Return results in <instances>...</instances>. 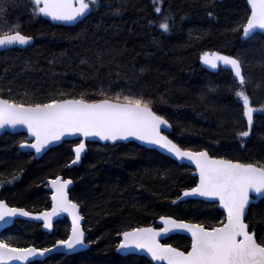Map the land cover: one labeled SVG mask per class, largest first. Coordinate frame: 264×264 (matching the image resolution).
<instances>
[{"label":"trees","instance_id":"trees-1","mask_svg":"<svg viewBox=\"0 0 264 264\" xmlns=\"http://www.w3.org/2000/svg\"><path fill=\"white\" fill-rule=\"evenodd\" d=\"M26 3L6 0L4 5L3 19L19 23L34 44L0 51V96L32 103L143 95L168 120L173 129L169 137L182 148L264 165V35L244 42L242 31L235 30L250 14L246 0H163L161 14L155 13L153 0H100L75 27L33 18ZM163 15L174 19L168 33L154 26ZM217 51L241 59L252 106L263 109L253 114L249 137L238 135L246 130V118L233 73L211 70L201 60L203 53ZM26 140L24 134L0 137V181L16 177L0 186V199L41 212L51 205L47 181L71 179V198L81 207L90 245L73 256L59 254L31 264H152L144 257L117 254L118 233L154 226L162 216L206 227L224 220L214 203H173L197 178L190 167L156 151L134 143H87L81 165L71 168L79 142H65L36 160L33 153L20 150ZM246 222L250 227L255 223L257 233L264 228V199L250 206ZM69 232L66 219L55 224L51 235L38 224L17 221L5 236L12 237L13 246L49 248ZM166 243L183 251L191 245L179 235Z\"/></svg>","mask_w":264,"mask_h":264},{"label":"snow or ice","instance_id":"snow-or-ice-1","mask_svg":"<svg viewBox=\"0 0 264 264\" xmlns=\"http://www.w3.org/2000/svg\"><path fill=\"white\" fill-rule=\"evenodd\" d=\"M163 0H153L154 11L161 14ZM6 0H0V48L14 45H29L33 37L23 34L19 23L12 24L3 19ZM100 0H27L26 7L30 15L48 17L52 21L72 24L86 18L93 8L99 7ZM249 15L243 25L235 30L242 31L245 38L253 36L257 30L264 32V0H247ZM119 11V9H117ZM209 16L213 13L210 11ZM153 23V22H149ZM174 19L163 15L156 26L163 33L172 30ZM204 64L218 68L228 66L233 73L236 87L235 94L242 100L243 117L246 118V130L238 132L241 138L249 137L253 129L252 106L247 93L248 78L241 59L221 52H205L201 56ZM85 63V61H81ZM3 91V89H0ZM11 92V89H8ZM63 95V93H61ZM151 100L143 95H120L114 98L88 100L83 96L72 99H50L48 102H17L0 96V130L18 126L26 128L33 142L22 143V148H30L41 153L50 145L61 141L66 136H81L74 147L72 164L81 160L85 152L84 140L99 137L104 141L127 140L134 137L140 141L157 145L180 160L195 163L199 182L183 192V197L196 196L209 200H218L226 212L225 219L218 225L206 227L204 224L187 223L171 216L160 217L163 227H133L119 232L122 237L117 245L118 251L148 253L152 260L164 264H264V228L257 233L255 223L250 227V205L254 203L252 194L264 196V165L244 163L239 160L216 158L207 150L192 151L182 148L162 132V126L170 128L168 120L158 115L151 107ZM16 177H13V181ZM13 181H0V186ZM53 193L50 211L36 215L43 219L45 227L52 228V220L61 213H68L72 218L71 232L66 239L56 241L53 248L35 246H13L8 239H0V264H15L29 261L37 256L63 247L70 252L86 248V235L81 227L83 217L79 213L80 205L69 199L71 179L56 176L48 181ZM175 203V201H173ZM32 216L33 213L9 204L0 199V222L15 216ZM174 231H186L191 234L189 250L181 251L171 244L161 243L162 236ZM90 243V242H89Z\"/></svg>","mask_w":264,"mask_h":264},{"label":"water","instance_id":"water-1","mask_svg":"<svg viewBox=\"0 0 264 264\" xmlns=\"http://www.w3.org/2000/svg\"><path fill=\"white\" fill-rule=\"evenodd\" d=\"M246 2H247V0H246ZM248 8H250L249 5H248ZM41 17H43V16H41ZM43 18H45L46 20H48L51 23L63 25V26H66V27H75L78 24H80L84 19H86V18H81L80 20L76 21L75 23H72V24H63L61 22L52 21L48 17H43ZM257 34L264 35V32H261L260 30H257V32L253 36H251L250 38H245L242 35L241 36V39H242V41L246 42V41L250 40L251 38H253ZM33 44H34V40H32V42L29 45H26V46L14 45V46H10L8 48H0V51H7V50H10V49H14V48H16V49H22L23 50V49H26V48L32 46ZM207 66L211 70H217V69H221V68L222 69H230L228 66H224L223 64H221L218 68H215V69L211 68L209 65H207ZM161 130H162V132L165 135H167L169 137V134L172 133V130L173 129H172V126L170 128H167V127L162 126V129ZM5 133H10V134H24V135L27 136L26 143H32L33 142L30 134L27 132L26 128H24V127L18 126L15 129H13L11 127H6L4 129L0 130V137L3 134H5ZM82 139H84V138L81 137V136H66L61 141L50 145L46 150H44L41 153H36L35 150L30 149V148H22V147H20V150L22 152H25V153H33L35 159L36 160H40L48 152H50L52 149L61 146L63 143H65V142H74V141H77V142L80 143ZM84 142L86 144L85 152L81 154V160L78 163H76V164H72L71 163V168L79 167L81 165L82 160L85 157V154L87 153V143H97V144H100V145H110V146H115V145H118V144L134 143V144H136V145H138V146H140L142 148H145L147 150L156 151L157 153H159V154H161V155H163V156L171 159L172 161L176 162L178 165H181V166L185 165V166L190 167L191 169L194 170L193 176L195 178H197V183L199 182V175H198V171L196 169V166H195V163L194 162H192L190 160H187V159H184V160L177 159L174 155H172L171 153L167 152L165 149H162V148H160L157 145H153V144L146 143L144 141H140V140H138V139H136L134 137H129L127 140L121 139V140H117V141H104V140H101L99 137H89L86 140H84ZM73 153H74V151H73ZM61 177L64 178L63 176H61ZM48 181H50V180H48ZM48 181L46 183L47 184V188L46 189H47L48 192L51 193V196H52L53 189L51 188V186L48 183ZM73 186H74V182L71 185H69V189H68L69 199H71V200H72V198H71V190H72ZM183 192H181V195L175 201V204L183 203V202H186V201H189V200L203 201L205 203H214V204H216L218 206V209L224 214V217L226 216V212L222 208V206L219 204L218 200H209V199L204 198V197H196V196L183 197ZM263 199H264V196H260V195H257V194H252V200L254 201V203H252L251 205L257 204L258 202H260ZM73 202H75V201H73ZM75 203H77V202H75ZM50 204H51L50 205V208L48 210H44V211H50L51 210V206H52L51 198H50ZM30 212H32V211H30ZM41 212H43V211H41ZM32 213H33V215L32 216H29V217H24V216H19L18 215V216H15V217L7 218V222H0V234H2L4 231H7L8 229H10L17 221H25V222H30V223H34V224L40 225L43 233H46L48 235H51L54 232L55 224L58 221L63 220V219H66L68 221L69 226H70V232H71L72 218H71V216L68 213H61L60 215L54 217L53 220H52V228L51 229L46 228L44 226L45 225V222L43 221V219H36V215L39 214L40 212H32ZM79 213L83 217L81 207L79 208ZM80 223H81V227L83 228V225H84V217H83V219L81 220ZM187 223H191V222H187ZM193 224H196V223H193ZM163 226L164 225H163V222L161 221V219H158L157 222H156V224L154 226H150V227L161 228ZM70 232H69V234H70ZM85 235H86V243H87L88 235H87L86 232H85ZM177 235H179V236H185V237H187L191 241V234L190 233H188L186 231H174V232L168 233L165 236H162L161 239H160V242L167 244L166 241L168 239H170L173 236H177ZM121 239H122V237H121ZM53 246H51L49 248H53ZM173 247H175V246H173ZM89 248H90V245L88 244V247H86V248H78L76 251L70 252L67 249L63 248V247H59L58 250L54 249L52 252L46 253L43 256H37V257L32 258L29 261V264L34 263V262H45L51 256L59 255V254L67 255V256H73V255H76V254L85 252V251L89 250ZM175 248H177V247H175ZM181 251H183V250H181ZM116 253L119 254L122 257H128V256L144 257L147 260H149L152 264H164V262H159V261L152 260L151 256L148 253H146V252H139V253H137L136 250H132V252L129 253V252H125V251H118V249H116ZM15 264H23V262H15Z\"/></svg>","mask_w":264,"mask_h":264},{"label":"rangeland","instance_id":"rangeland-1","mask_svg":"<svg viewBox=\"0 0 264 264\" xmlns=\"http://www.w3.org/2000/svg\"><path fill=\"white\" fill-rule=\"evenodd\" d=\"M237 98L239 99V101L242 103V100L237 96ZM261 112H263V109H257V111L256 112H254L253 114H257V113H261ZM71 167V166H70ZM50 208V207H49ZM49 208H46V209H44V210H48ZM225 219V218H224ZM0 239H8L10 242H11V240H12V237H10V235L9 236H2V237H0Z\"/></svg>","mask_w":264,"mask_h":264},{"label":"flooded vegetation","instance_id":"flooded-vegetation-1","mask_svg":"<svg viewBox=\"0 0 264 264\" xmlns=\"http://www.w3.org/2000/svg\"><path fill=\"white\" fill-rule=\"evenodd\" d=\"M5 232L6 231H4L2 234H0V237L7 235Z\"/></svg>","mask_w":264,"mask_h":264},{"label":"bare ground","instance_id":"bare-ground-1","mask_svg":"<svg viewBox=\"0 0 264 264\" xmlns=\"http://www.w3.org/2000/svg\"><path fill=\"white\" fill-rule=\"evenodd\" d=\"M71 166V165H70Z\"/></svg>","mask_w":264,"mask_h":264}]
</instances>
